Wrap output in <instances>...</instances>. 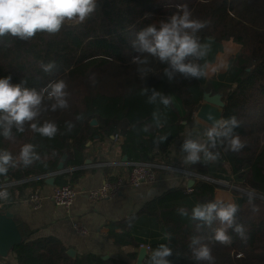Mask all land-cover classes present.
<instances>
[{"label": "trees", "instance_id": "obj_1", "mask_svg": "<svg viewBox=\"0 0 264 264\" xmlns=\"http://www.w3.org/2000/svg\"><path fill=\"white\" fill-rule=\"evenodd\" d=\"M184 3L194 17L210 22L199 33L201 41L211 47L208 62H213L222 49L219 42L222 37H231L240 48L219 81L178 76L169 83L163 77L165 65L149 57L154 71L145 80V86L170 94L173 104L162 109L167 120L165 126H152L145 132L143 127L152 124V112L157 106L148 104L146 97L139 95L144 82L137 66L131 63L132 57L138 55L131 42L141 28L158 23ZM41 61H55L57 67L50 74L44 73ZM9 75L13 83L26 80L27 86L38 90L51 81L63 79L68 84L70 105L66 110L44 111L39 118L41 123L45 120L57 123L60 132L55 138L41 137L28 126L23 133L14 129L13 141L0 136V148L14 156L29 142L37 145L41 156V161L33 166L10 169L7 177H0V183L6 182V178L17 183L8 188L10 199L17 191V195H23L26 186L45 183L48 176H54L55 186L75 184L94 169L85 167L90 146L87 143L102 142L112 136L122 137L121 153L128 156L129 162L172 164L169 149L187 125L196 123L195 113L204 93L222 92L225 102L222 118L237 117L241 126L235 131L246 146L238 153L221 147L218 162L181 165L194 173L191 187L186 179L185 183L155 194L137 212L115 222L109 234L120 246L140 248V244L148 242L154 249L167 243L173 249L170 258L173 264H198L188 247L193 235L205 238L215 264H264V0H98L97 11L90 19L81 25L65 26L54 36L38 34L29 41L10 36L0 38V78ZM45 105L50 106L47 99ZM78 115L84 118L78 121ZM66 121L75 124L70 133L66 131ZM161 136L168 138L157 143ZM62 160L65 171L58 172ZM158 172L185 177L183 173L164 169ZM222 179L255 189L257 193L256 211L244 193H235V203L241 209L237 222L244 226L246 238L241 239L230 229L233 243L227 246L209 239L218 223L198 230L199 222L178 214L180 208L190 212L197 203L217 199L216 190L223 188L218 181ZM115 227L121 230L116 231ZM20 229L24 240L13 251L17 264H130L121 257L104 259L92 252L72 257L58 238L32 237L33 231ZM168 234L170 241L166 239ZM137 255L138 252L131 254L132 259Z\"/></svg>", "mask_w": 264, "mask_h": 264}, {"label": "clouds", "instance_id": "obj_2", "mask_svg": "<svg viewBox=\"0 0 264 264\" xmlns=\"http://www.w3.org/2000/svg\"><path fill=\"white\" fill-rule=\"evenodd\" d=\"M98 8V0H0V38L10 36L21 41H29L38 34L54 36L65 26H76L90 19ZM209 21L194 17L187 3L178 4L176 11L151 23L136 32L131 44L138 53L131 59L137 66L140 79L144 86L139 95L146 97V102L157 106L152 112V124H146L143 131L147 132L152 126L163 128L167 123L162 109H168L173 104V97L155 88L145 86V80L153 73L149 57L154 58L163 68V77L169 83L176 78L187 80L207 78L210 73L217 71L207 60L211 47L201 41L199 33L205 29ZM44 73H52L57 65L55 61L40 62ZM221 67L227 68V64ZM68 84L65 80L51 81L46 87L37 89L27 86L26 80L13 83L12 77L0 78V136L7 141L15 139L13 130L23 133L26 126L41 137L52 139L60 132L56 122L45 120L41 123L42 112L51 110H66L69 105ZM45 99L50 106L45 105ZM83 115L76 119L82 120ZM208 123L203 128L189 131L181 143L183 163L196 165L214 163L221 158L220 148L233 153L240 152L246 145L235 129L241 126L235 115L228 118H217L214 114L207 115ZM75 124L65 122L67 132H71ZM168 137L161 136L157 143ZM41 161L37 145L24 143L17 155L7 149L0 148V177H7L10 169L29 168ZM244 196L253 211L258 210L254 204L257 199L255 189L244 192ZM10 197L8 186L0 184V201ZM240 206L232 200L217 198L206 203H197L189 212L186 208L178 209V214L188 217L197 224V229L212 227L211 241L220 245H231L233 237L229 230L235 232L241 239L246 238V230L237 222ZM170 241L171 234L166 237ZM201 235L190 237L189 249L192 258L198 264H215L212 249L204 242ZM173 249L167 243H160L151 249L147 264H173Z\"/></svg>", "mask_w": 264, "mask_h": 264}, {"label": "crops", "instance_id": "obj_3", "mask_svg": "<svg viewBox=\"0 0 264 264\" xmlns=\"http://www.w3.org/2000/svg\"><path fill=\"white\" fill-rule=\"evenodd\" d=\"M222 49L216 53L215 60L209 62L210 65L217 69L216 72L210 73L207 77L219 81L222 79L228 67H221L222 64L229 66L230 60L236 56L240 45L231 37H222L219 39ZM196 123L202 124V127L187 125L181 136L170 147L168 156L177 164H170L174 167L184 168L183 153L181 151V143L189 131L196 128H203L206 124L196 117ZM122 137H110L102 142H96L87 149L86 166L92 171L86 172L74 184L77 195L72 206L66 209L62 206L55 205L51 200V193L55 186L46 182H36L34 186H26L23 188V195H17L15 192L10 202L5 208L11 210L20 227L28 232L33 231L32 237L54 236L58 238L68 249L73 248L77 254L97 253L107 255L109 257H121L130 264H135L136 260L132 259L131 254L138 252L139 249L133 245H117L110 236V230L113 224L118 220L130 216L137 212L142 204L155 194L160 193L166 188L185 183L186 178H181L173 173L162 174L163 178L154 184H144L139 187L129 186L127 183L123 185L122 191L115 197L93 201L88 192L96 187L101 186L104 182L115 180L118 178H126L130 169L131 162L124 161L121 153ZM180 173V172H177ZM49 177V176H48ZM47 178V177H46ZM30 179H36L30 178ZM0 184H7L8 188L17 184L9 181ZM34 189H38L43 194V201L40 207L34 208L25 197ZM216 198L232 200L235 202L236 195L228 189L218 188L216 190ZM81 221L89 230L86 236L80 235L74 229V222ZM116 231H120L119 227H115ZM138 256V255H137ZM12 264H17L15 253L12 252L8 257ZM137 259V258H136Z\"/></svg>", "mask_w": 264, "mask_h": 264}, {"label": "built area", "instance_id": "obj_4", "mask_svg": "<svg viewBox=\"0 0 264 264\" xmlns=\"http://www.w3.org/2000/svg\"><path fill=\"white\" fill-rule=\"evenodd\" d=\"M158 169L183 173L187 180L191 179V176L194 175L193 172H190L186 169L182 170L181 168L174 167L170 164L167 165L164 163L153 162H131L130 169L126 178H118L115 180L106 181L101 186L91 189L88 192V195L93 201H98L117 196L122 191L123 185L126 183L132 187H139L144 184H154L163 178L162 174L158 172ZM76 195L77 191L74 184L67 183L60 186H54L50 197L55 205L69 209L72 206ZM25 199L34 208H38L42 204L43 194L40 190L34 189L25 197ZM9 202L10 197L7 201H0V209L5 208L6 204ZM73 226L76 232L80 235L86 236L89 234V230L83 222L76 221L74 222ZM140 247H145L148 252H150L152 249L148 242L140 244ZM0 264L12 263L8 260V258L0 257Z\"/></svg>", "mask_w": 264, "mask_h": 264}, {"label": "water", "instance_id": "obj_5", "mask_svg": "<svg viewBox=\"0 0 264 264\" xmlns=\"http://www.w3.org/2000/svg\"><path fill=\"white\" fill-rule=\"evenodd\" d=\"M225 102L223 100L222 92H205L203 95V100L196 111V117L199 118L203 123L207 124V115L209 113L214 114L217 118L222 117L223 108ZM93 123H96L94 120ZM195 126L202 127V124L196 123ZM87 144H90L88 142ZM66 158V154L63 155V160ZM63 160L58 165V172L65 171ZM124 161H128V156H123ZM86 161H89L86 160ZM54 176H49L46 178V182L54 185ZM194 183V180L191 178L187 182V186L191 187ZM24 240V237L21 233L20 224L17 222L14 213L8 209H0V257L8 258L10 254L14 251L15 246L20 244ZM67 253L76 257L77 252L73 248H69ZM148 255V251L145 247H140L139 253L136 259L135 264H145L144 260ZM104 259H107L109 256L103 255Z\"/></svg>", "mask_w": 264, "mask_h": 264}, {"label": "rangeland", "instance_id": "obj_6", "mask_svg": "<svg viewBox=\"0 0 264 264\" xmlns=\"http://www.w3.org/2000/svg\"><path fill=\"white\" fill-rule=\"evenodd\" d=\"M172 164H174V161H172ZM169 165V164H167ZM177 171V170H176ZM219 184L224 188L228 189L231 193H244L245 191H248L249 189L247 187H240L228 180H219ZM136 259H134L135 261Z\"/></svg>", "mask_w": 264, "mask_h": 264}]
</instances>
